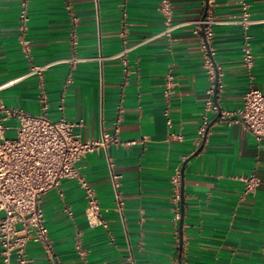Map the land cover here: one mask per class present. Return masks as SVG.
Returning a JSON list of instances; mask_svg holds the SVG:
<instances>
[{
  "label": "crops",
  "instance_id": "obj_1",
  "mask_svg": "<svg viewBox=\"0 0 264 264\" xmlns=\"http://www.w3.org/2000/svg\"><path fill=\"white\" fill-rule=\"evenodd\" d=\"M21 1L0 0V84L24 74L31 63L85 60L74 68L59 63L44 73L45 110L34 76L1 89L0 101L51 120H81L75 127L81 140L117 129L127 143L95 150L77 163L108 229L88 224L79 178H63L41 194L54 262L262 264L264 140L256 141L234 118L246 90L264 92V0H169L173 22H187L170 37L158 35L164 27L160 0H26L24 32ZM207 3L215 20L211 45L222 86L214 101L218 117V110L204 112L210 82L200 38L192 32ZM244 9L254 21L247 28L239 23ZM246 38L250 68L242 60ZM124 45L131 49L127 72L118 59L106 58ZM98 55L105 59L99 62ZM167 74L175 83L169 92ZM222 112L229 115L222 118ZM204 114L208 128L199 138ZM184 162L181 192V177L177 188L172 178ZM112 173L120 176L122 215L113 202ZM250 174L260 183L244 193L240 177ZM25 253L26 264H54L35 242L27 243Z\"/></svg>",
  "mask_w": 264,
  "mask_h": 264
},
{
  "label": "built area",
  "instance_id": "obj_2",
  "mask_svg": "<svg viewBox=\"0 0 264 264\" xmlns=\"http://www.w3.org/2000/svg\"><path fill=\"white\" fill-rule=\"evenodd\" d=\"M26 3V0L20 2L19 18L22 32L26 30L28 20ZM159 12L164 27L158 35L170 37L174 30L187 24L186 21L173 22L169 0H160ZM253 22L248 11L244 9L239 20L240 25L247 28ZM192 23L193 34L200 38L201 49L204 52L203 66L210 82L206 90L209 98L205 103L204 112H215L218 107L214 103V91H221L222 86L218 83V72L214 61L215 50L211 45L215 20L208 3L204 16ZM124 34L122 32L121 36L124 37ZM20 42L24 52L29 53L25 40L21 39ZM73 43H76L75 39ZM130 50L124 45L119 51L106 58L118 59L124 72H127V55ZM96 59L101 62L105 57L98 55ZM84 60L82 57L70 56L43 64L31 63L24 74L1 83L0 90L23 78L34 76L38 80L42 108L45 110L47 96L43 91L44 73L59 63H67L70 68H74ZM242 60L248 68L253 65L247 38L243 44ZM165 79L166 92H169L175 83L170 74H167ZM59 108L62 109V104ZM165 114L167 115L166 111ZM221 115L224 118L229 113L222 112ZM11 120L15 123L11 124ZM234 122L240 124L256 141L264 140V92L257 88L246 90L242 97V106L236 111ZM167 123H170L169 119ZM80 124L81 120L70 122L63 117L51 120L44 113L31 114L20 108L8 107L0 101V255L3 264H26L25 249L29 241L39 244L47 257L54 262L53 242L39 206L41 194L57 188L63 178H79L77 163L87 154L98 149H107L109 146L127 144L120 140L117 129L114 133H102L98 138L81 140L75 132V127ZM207 125L208 119L204 114L198 128L199 138L204 136ZM9 132H12L11 136ZM128 143L133 144L135 141ZM107 161L112 168L113 163L109 157ZM79 179L84 189V214L88 224L108 229V222L103 217V209L94 190L84 180ZM119 179V175L111 174L115 210L122 215L124 200L119 190ZM240 180L244 182V193L254 192L260 183L255 174L241 176ZM172 183L176 188L179 186V174L173 176ZM76 248L79 249L78 246Z\"/></svg>",
  "mask_w": 264,
  "mask_h": 264
},
{
  "label": "water",
  "instance_id": "obj_3",
  "mask_svg": "<svg viewBox=\"0 0 264 264\" xmlns=\"http://www.w3.org/2000/svg\"><path fill=\"white\" fill-rule=\"evenodd\" d=\"M204 16V14L201 16V17H203ZM217 82V78H216V81H215V83ZM213 99H214V101L216 100V90L214 91V95H213ZM220 115V108L218 109V112H217V116L216 117H218ZM208 128V127H207ZM207 130V129H206ZM205 134H206V132H205ZM204 134V135H205ZM201 149V146L196 150V152L195 153H197L199 150ZM184 164H185V162L182 164V166H181V171H180V177H181V192H182V184H183V170H184ZM181 225V224H180Z\"/></svg>",
  "mask_w": 264,
  "mask_h": 264
},
{
  "label": "rangeland",
  "instance_id": "obj_4",
  "mask_svg": "<svg viewBox=\"0 0 264 264\" xmlns=\"http://www.w3.org/2000/svg\"><path fill=\"white\" fill-rule=\"evenodd\" d=\"M9 135H10V134H9ZM11 135H12V134H11ZM11 135H10V136H11Z\"/></svg>",
  "mask_w": 264,
  "mask_h": 264
}]
</instances>
